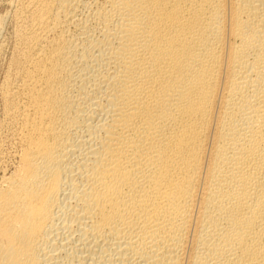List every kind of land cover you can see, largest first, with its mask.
<instances>
[{
  "label": "bare ground",
  "instance_id": "6f19581e",
  "mask_svg": "<svg viewBox=\"0 0 264 264\" xmlns=\"http://www.w3.org/2000/svg\"><path fill=\"white\" fill-rule=\"evenodd\" d=\"M15 14L0 264H264V0Z\"/></svg>",
  "mask_w": 264,
  "mask_h": 264
},
{
  "label": "rangeland",
  "instance_id": "374dc122",
  "mask_svg": "<svg viewBox=\"0 0 264 264\" xmlns=\"http://www.w3.org/2000/svg\"><path fill=\"white\" fill-rule=\"evenodd\" d=\"M19 2H20V0H0V18H1L0 19V27H1L0 28V51H1L0 52V181L1 182L3 181L4 178H8L9 176H11L12 172L14 173V171L17 169V167L20 164V162H18V161H20L19 155L21 154V151H22V145L19 143L18 132H17L18 128H19L17 124H19V126H20L19 119L13 118L9 115L7 116L9 120L5 117L7 115L6 109H4L5 102L1 97V89H2L1 82L3 83V81H4L3 79L6 78L5 75H8L9 72H10V76H11L12 72H13L12 74L14 75V71H15L16 67H14V69H13L12 64L15 63L14 61L18 60L20 57L19 56L20 46L18 47V44H16V43H19V41L15 42L18 39V36H17L18 34L15 30L17 28L16 22H15L16 21L15 10L17 13V10L19 9ZM13 3L14 4L16 3L15 6ZM12 8H14L15 10L13 9L14 10L13 11ZM14 14H15V17H14L15 19L13 18ZM3 18H4V20H3ZM15 25H16V27H15ZM13 29H14V31H13ZM14 32H16V33H14ZM15 44H16V46H15ZM14 49L16 51L18 50L17 53H15L16 51ZM17 54L19 57L17 56ZM14 55H16V56H14ZM12 58H13V60H12ZM8 67L10 68V70L12 72L10 70H8L9 72L7 71V69H9ZM10 117H11V119H10ZM6 121L7 122L9 121L8 123H11V124H8ZM5 123H7L8 125ZM13 127L15 129L17 128V130L15 131V129ZM16 132H17V135H15ZM16 142L19 143L18 145H20V146H18ZM2 177H4V178L2 179Z\"/></svg>",
  "mask_w": 264,
  "mask_h": 264
}]
</instances>
